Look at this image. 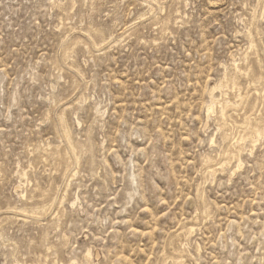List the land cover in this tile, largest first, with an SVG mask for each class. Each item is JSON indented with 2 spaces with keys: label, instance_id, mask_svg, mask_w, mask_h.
<instances>
[{
  "label": "rangeland",
  "instance_id": "obj_1",
  "mask_svg": "<svg viewBox=\"0 0 264 264\" xmlns=\"http://www.w3.org/2000/svg\"><path fill=\"white\" fill-rule=\"evenodd\" d=\"M0 264H264V0H0Z\"/></svg>",
  "mask_w": 264,
  "mask_h": 264
},
{
  "label": "bare ground",
  "instance_id": "obj_2",
  "mask_svg": "<svg viewBox=\"0 0 264 264\" xmlns=\"http://www.w3.org/2000/svg\"><path fill=\"white\" fill-rule=\"evenodd\" d=\"M222 112H223V110H221ZM249 123V122H248ZM242 127V126H241ZM244 127V126H243ZM261 135V134H260ZM252 136H254V135H252ZM65 137L66 138H68V135L67 134H65ZM241 139V138H240ZM254 146V145H253ZM70 149H72V148H70ZM72 152H74V150L72 149ZM74 154V153H73ZM223 163V162H222ZM217 167V166H216ZM219 167V166H218ZM241 168V164L240 163H238V165L236 166V168L234 169V171L232 172V174H234L237 170H239ZM22 212H24L25 213V210H21ZM189 229V228H188ZM182 230V229H181ZM182 232V231H181ZM176 234V233H175ZM89 253V252H88ZM86 254V256H85V259L87 260L88 259V261H89V258H87L88 257V255L89 254Z\"/></svg>",
  "mask_w": 264,
  "mask_h": 264
}]
</instances>
